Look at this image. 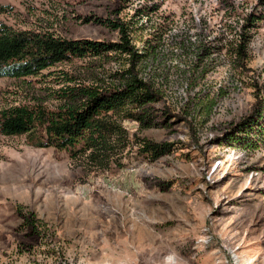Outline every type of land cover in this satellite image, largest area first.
I'll return each mask as SVG.
<instances>
[{"label": "rangeland", "instance_id": "374dc122", "mask_svg": "<svg viewBox=\"0 0 264 264\" xmlns=\"http://www.w3.org/2000/svg\"><path fill=\"white\" fill-rule=\"evenodd\" d=\"M263 2L0 0V20L15 30L117 41L97 19L128 22L147 54L138 76L160 96L138 108L145 123L122 124L130 136L177 143L155 160L127 149L121 167L102 170L0 133V264H264ZM239 28L245 59L220 48L238 42ZM124 58L0 77V109L59 111L68 101L56 90L67 85L123 84ZM244 119L256 124L243 131Z\"/></svg>", "mask_w": 264, "mask_h": 264}, {"label": "trees", "instance_id": "16d2710c", "mask_svg": "<svg viewBox=\"0 0 264 264\" xmlns=\"http://www.w3.org/2000/svg\"><path fill=\"white\" fill-rule=\"evenodd\" d=\"M262 5L264 7V2ZM260 15L256 18L264 17V14ZM97 20L116 30L118 40L70 39L49 31L15 30L0 20V77L38 75L59 62L108 52L124 56L128 63L124 69L126 81L121 85H67L56 90L59 97L68 101L59 111L48 112L42 107L28 105L0 109V133L25 135L31 145L64 150L69 157L81 159L85 166L102 170L121 167L127 149L148 160L168 154L176 142H156L130 136L122 124L126 119L145 123L146 113L139 112L138 108L160 96L149 82L138 76L136 66L147 54L132 43L128 22L119 17ZM254 20L252 17L246 21L254 25ZM240 28L234 32L238 42L234 45L225 41L220 48L245 59L249 38L248 33ZM144 49L147 51L146 47ZM257 117L261 118V113ZM256 119H244L236 126L247 131L256 124Z\"/></svg>", "mask_w": 264, "mask_h": 264}]
</instances>
